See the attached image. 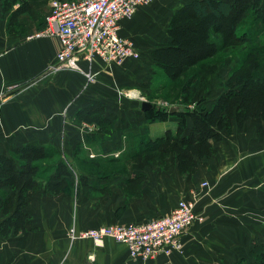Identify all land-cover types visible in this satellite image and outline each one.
<instances>
[{"label": "crops", "instance_id": "1", "mask_svg": "<svg viewBox=\"0 0 264 264\" xmlns=\"http://www.w3.org/2000/svg\"><path fill=\"white\" fill-rule=\"evenodd\" d=\"M30 1L40 8V18L33 21L41 26L49 1ZM190 1L154 0L140 6L130 19L120 22V34L132 40L140 57L121 65H107L97 57L91 65L81 60L79 71L48 70L56 62L58 40H25V32L37 25L21 34H9L8 14L3 13L0 0V95L6 97L0 103V123L4 136L14 135L15 147H51L49 158L65 152L72 164L76 147L82 143L84 163H98L97 173L75 168L78 181L85 178L87 186L75 184L70 192L60 194L33 192L27 207V235H0V264H236L240 259L252 260L262 250L264 122L260 118H250L240 128L233 121L231 131H222L221 140L213 142L214 153L184 174L172 163L163 166L160 161L136 169L129 158L138 139L174 131L183 119L185 133L192 125L189 116L177 113L182 102L170 105L147 97L157 72L151 51L168 40L173 12ZM27 19L32 21L27 15L20 17L22 23ZM89 69L95 74L93 82H87L83 73ZM127 89L135 94L123 92ZM94 100L104 105L109 126H87L75 119V112ZM143 102L149 110L168 114L154 119L142 108ZM60 161L57 157L55 163ZM111 162L123 164L106 174L108 168L100 165ZM54 174L51 171L48 176ZM135 177L140 181L132 188L129 181ZM182 198L194 201L204 219L184 232L180 253L133 259L126 246L114 240L96 245L68 238L72 224L81 230L143 222L167 214Z\"/></svg>", "mask_w": 264, "mask_h": 264}, {"label": "trees", "instance_id": "2", "mask_svg": "<svg viewBox=\"0 0 264 264\" xmlns=\"http://www.w3.org/2000/svg\"><path fill=\"white\" fill-rule=\"evenodd\" d=\"M1 2L3 13L8 14L6 29L9 34L23 33L22 15L32 20L40 18V8L36 9L30 0ZM261 23H264V0H191L173 12L167 27L168 40L151 51L153 65L163 73L166 81L174 83L188 71L214 58L221 48L250 41L256 25ZM259 41L247 48L246 57L252 59L251 66L246 71L234 67L225 89L208 108L190 110L183 106L177 112L183 118L189 116L192 121L187 133L183 119L174 131L168 129L161 136L136 141V151L129 156L134 168L142 169L160 161L165 163L163 166L172 163L180 174L187 173L197 167L199 160L214 153L213 142L221 140L222 131H231L233 121L239 128L250 118H260L264 122V43ZM188 91H183V103H189ZM146 111L154 119L168 114L154 109ZM75 119L99 126L111 124L105 117L104 105L98 100L77 110ZM52 154L34 145L15 147L9 154H0L1 236L27 235V207L39 186L40 162ZM70 175L66 163L57 162L55 174L44 184L45 191L64 193L72 184ZM139 181L140 178L135 177L129 182L135 188ZM78 184L87 186L85 178H80ZM236 264H264V247L252 260L240 259Z\"/></svg>", "mask_w": 264, "mask_h": 264}, {"label": "built area", "instance_id": "3", "mask_svg": "<svg viewBox=\"0 0 264 264\" xmlns=\"http://www.w3.org/2000/svg\"><path fill=\"white\" fill-rule=\"evenodd\" d=\"M154 0H49L48 11L40 28L28 32L26 40L56 38L59 48L55 69L82 71L80 61L91 65L94 58L104 64L121 65L128 59L139 58L132 40L120 34V22L129 19L142 5ZM87 82L95 80L89 69ZM202 215L195 203L179 199L167 214L134 223H113L76 231L69 229L71 238H91L101 243L104 238L121 243L133 258L143 260L157 255H170L182 250L184 232Z\"/></svg>", "mask_w": 264, "mask_h": 264}, {"label": "rangeland", "instance_id": "4", "mask_svg": "<svg viewBox=\"0 0 264 264\" xmlns=\"http://www.w3.org/2000/svg\"><path fill=\"white\" fill-rule=\"evenodd\" d=\"M142 6H147V5H142ZM38 23L39 22H37V21H33V20L31 21V20L27 19V21H24L23 24H24V28L27 29L31 26L37 25ZM162 23H163V21H162ZM36 29H38V28H36ZM256 29L257 30H254V33H253L254 36L252 38H250V41L231 43L230 45L221 48L220 51L218 52V54L214 58H211V59L207 60L206 62H204L203 64L196 67L195 69L188 71L181 79H179L178 81H176L174 83H169L168 81H166V78L163 76V73H161L160 70L156 69L157 72L155 75H153L152 80L150 81L151 89H150L149 95L147 96L148 99H152L155 97L158 101H160L159 103H162V101H167L169 103L171 102L170 105H173V104L178 105L182 102V99L185 95V92L183 93V91L189 90L187 92L188 93L187 97H189V101H188L189 103H183L182 102L183 106H185L186 108H188L190 110L191 109H198L201 107L208 108L210 106V104H209L210 100L212 98H215L223 89H225L227 77H228L230 71L234 67L239 66L241 69L246 71L251 66L252 59H249L248 57H246L247 56V48H249L250 46H253L255 44L254 42H258L259 40H260L259 42L264 43V23L256 25ZM27 33L28 32L26 31L25 35ZM25 35H23L24 39H25ZM53 65L50 66V68L48 70L55 69L53 67ZM193 72H197V73H195L196 74L195 76H192ZM123 92H127V94H131V95L135 94V92H133L130 89L124 90ZM5 98L6 97L3 98L2 94H1L0 95V103ZM156 104H157V102H156ZM84 124L87 126L90 125V124H86V123H84ZM2 129L3 128L1 127V123H0V152L11 153L12 150L15 148V145L17 143V139L15 138L14 135L9 136L8 138L5 137ZM80 146L82 147V146H84V144L81 143V145H79V147L78 146L76 147L77 153L75 152V155H74L76 162L74 161V164H72L69 160L67 162L68 156L65 154V152L64 153L61 152V154L57 153L52 158H46L45 160L41 161L44 163H42L40 166L41 168L39 170V177H38L39 178L38 179L39 180V186H38V189H36L37 190L36 193H39L40 191L42 193L47 192L44 189V184L48 179L51 178V176H48L49 174H51V171H53V172L55 171L53 168L56 169V163L55 162L57 160V157H59L63 162L66 163V166L71 173V175L69 176V181H71L72 184L68 188L69 192H70V190L74 189L75 184L78 185V183L80 181V180L78 181L77 172H76L75 168L76 169L81 168V169H83L85 171H89L91 173H97L98 163L93 164L92 162H89V161H86L84 163L86 158L85 157L83 158L82 152H80V149H79ZM45 149L46 150H52L51 147H46ZM52 152H53V150H52ZM119 164H123V163L111 162L108 164H102L100 166L108 168V170H106L105 173L107 174L108 172L111 171L109 173V174H111L112 169H114L116 166H119ZM76 179L78 182L76 181ZM206 184H207L206 182H202V185H206ZM182 199H184V198H182ZM185 200H188V199H185ZM188 201L194 202L192 200H188ZM203 219L204 218L202 216V220H197L195 222H203ZM71 227H74L76 231H82V230L89 229V228H86V229L79 230V229H77V227L74 224H72L67 230V235H68V238L70 241L89 240L96 245L99 244V243L94 242L93 239H91L89 237L88 238H81V237L71 238L69 233H68L69 229ZM95 227H98V226H95ZM90 228H94V227H90ZM105 240H112V239L109 237H106L103 239V241L100 243V245L103 244ZM182 248H183V246H182ZM181 251L174 252V253H180ZM127 255L129 256V258H133L129 255V252ZM170 255H168V256H170ZM133 259H135V258H133ZM138 259H141V258H138Z\"/></svg>", "mask_w": 264, "mask_h": 264}, {"label": "water", "instance_id": "5", "mask_svg": "<svg viewBox=\"0 0 264 264\" xmlns=\"http://www.w3.org/2000/svg\"><path fill=\"white\" fill-rule=\"evenodd\" d=\"M148 107H149V104L147 102H143L142 103V108L143 109H148Z\"/></svg>", "mask_w": 264, "mask_h": 264}]
</instances>
